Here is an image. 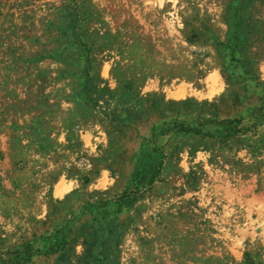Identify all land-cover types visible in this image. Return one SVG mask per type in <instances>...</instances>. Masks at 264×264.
I'll return each mask as SVG.
<instances>
[{"label": "rangeland", "instance_id": "374dc122", "mask_svg": "<svg viewBox=\"0 0 264 264\" xmlns=\"http://www.w3.org/2000/svg\"><path fill=\"white\" fill-rule=\"evenodd\" d=\"M0 264H264V0H0Z\"/></svg>", "mask_w": 264, "mask_h": 264}, {"label": "trees", "instance_id": "16d2710c", "mask_svg": "<svg viewBox=\"0 0 264 264\" xmlns=\"http://www.w3.org/2000/svg\"><path fill=\"white\" fill-rule=\"evenodd\" d=\"M247 7L246 6H236V5H231L228 4L226 6V9L224 11V17L223 20L225 22V24L229 27V31L230 29H235V32H233V41H238L239 40V36L240 34H242L243 32L246 33V31L248 32V25H247ZM246 30V31H245ZM232 33V32H231ZM198 37V35H197ZM196 37V38H197ZM228 41V40H227ZM220 45H223L222 43H218ZM229 46H232L231 44H229ZM233 48H236V45H233ZM84 82L81 85L84 89V94L85 97L88 98L89 100H91V95H94V92L96 90V87L94 85V79L92 76H90V74L85 73L83 76ZM180 132L185 133V134H189V135H194V136H204L205 134L200 132V131H196L195 129L192 128H188V127H183L181 126L179 129Z\"/></svg>", "mask_w": 264, "mask_h": 264}]
</instances>
